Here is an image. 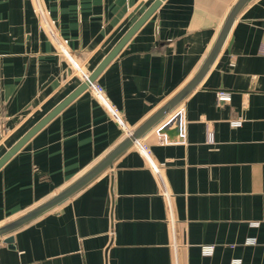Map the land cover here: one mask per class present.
<instances>
[{
    "label": "crops",
    "instance_id": "0c3cea01",
    "mask_svg": "<svg viewBox=\"0 0 264 264\" xmlns=\"http://www.w3.org/2000/svg\"><path fill=\"white\" fill-rule=\"evenodd\" d=\"M154 1L0 0V159L83 84L58 43L91 75ZM237 1L165 0L131 38L96 81L126 127L190 81ZM219 91L231 100L219 104ZM126 136L85 91L0 169V227ZM140 143L12 245L1 239L0 264H264V0L242 10L206 77Z\"/></svg>",
    "mask_w": 264,
    "mask_h": 264
},
{
    "label": "water",
    "instance_id": "95a60500",
    "mask_svg": "<svg viewBox=\"0 0 264 264\" xmlns=\"http://www.w3.org/2000/svg\"><path fill=\"white\" fill-rule=\"evenodd\" d=\"M165 0H155L154 3L143 13V15L136 21V23L123 36L119 43L111 50V52L104 58L98 68L89 76V80L68 96L61 102L53 111L37 123L28 133H26L18 143H16L1 159L0 169L15 155L22 147L37 134L49 121L56 117L66 106L73 102L77 97L88 90L91 83L97 81L100 74L107 68V66L119 55L131 38L139 31V29L151 18V16L159 9ZM253 0H238L228 13L221 30L209 51L207 57L202 63L201 67L190 79V81L165 105H163L154 115L146 120L138 129L133 130L131 134L126 136L123 141L117 145L108 155H106L95 166L88 170L84 175L79 177L71 185L62 190L59 194L47 200L38 207L32 209L28 213L8 222L0 227V240L4 239L5 243L12 245V235L34 222L43 215H46L65 202L74 197L77 193L87 187L95 179H97L105 171L113 167L114 162L120 158L124 153L134 148L141 138L151 129L156 127L168 114L176 110L199 86L202 80L209 73L217 58L224 49L229 40L231 31L242 10Z\"/></svg>",
    "mask_w": 264,
    "mask_h": 264
},
{
    "label": "built area",
    "instance_id": "2783aa9c",
    "mask_svg": "<svg viewBox=\"0 0 264 264\" xmlns=\"http://www.w3.org/2000/svg\"><path fill=\"white\" fill-rule=\"evenodd\" d=\"M58 47H59L60 52L66 57L67 61L73 67L75 73L81 77V79L83 80V82L88 81L90 74H88L84 70L83 65H81L75 59V57L72 55V53L65 46H63L62 43L59 42L58 43ZM88 90H91L92 91V93L95 95V97L105 106V108L108 109V111L113 115V117L123 126V128L125 129V132H126L127 136L129 134H131L133 130L129 129L128 127H126L124 125V123H123L121 117L119 116L118 112L109 103V101H108V99H107V97L105 95L104 89L98 83L94 82V83H91L90 84ZM217 99H218V103L219 104L220 103L229 102L231 100V93H229L227 91H219L217 93ZM233 125L239 126L240 125V122H234ZM208 141L209 142L210 141L211 142L213 141V134L211 132L208 133ZM136 146L137 147H142L140 141L136 144ZM142 150L147 155V152L143 148H142ZM151 166H152V169L154 170V172L156 173V175L162 181L161 170L153 162H151ZM203 252H204L205 255H211L212 252H213V247L212 246H206V247L203 248ZM233 264H240V261H234Z\"/></svg>",
    "mask_w": 264,
    "mask_h": 264
}]
</instances>
